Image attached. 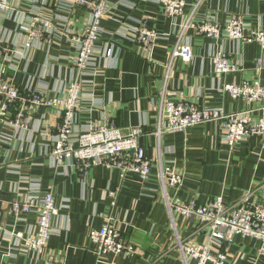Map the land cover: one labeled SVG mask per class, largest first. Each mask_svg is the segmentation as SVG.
Listing matches in <instances>:
<instances>
[{
	"label": "crops",
	"instance_id": "crops-1",
	"mask_svg": "<svg viewBox=\"0 0 264 264\" xmlns=\"http://www.w3.org/2000/svg\"><path fill=\"white\" fill-rule=\"evenodd\" d=\"M108 2L111 6L101 21L95 60L81 78L73 130L83 131L88 122L101 125L105 120L124 132L141 128L139 144L152 163L151 173L142 180L137 172L122 177L117 168L103 164L79 169L71 161L55 163L50 144L61 122L57 108L44 106L28 112L27 128L0 124V261L42 264L54 258L67 264H194L184 261L177 239L205 244L209 237L199 219L180 214L174 201L205 204L221 196L225 203H232L247 193L250 200H264V136H250L230 148L222 141L221 121L192 125L182 133L164 132L160 137L155 133L165 100L187 99L200 109L227 113L250 110L254 117L264 118V97L247 101L224 90L226 83L254 79L264 88V49L255 41L211 38L191 27L182 31L188 19L200 23L211 18L224 24L232 15L240 16L247 27L264 29V0H185L181 16L164 14L156 0ZM61 3L10 0L11 10L0 11L1 80L48 96L64 94L75 74L73 39L88 20L89 10ZM32 16L52 20L59 32H53L49 41L27 42ZM142 20L157 34L150 58L141 54L134 39ZM177 42L190 46L191 60L171 58ZM218 50L237 64L236 71H214L211 55ZM159 164L183 174L180 188L167 185L163 191ZM47 191L53 193L57 211L47 244L38 251L26 247L13 233L35 231L38 201ZM13 198L30 202L33 208L10 213ZM109 218L135 246L134 253H97L88 233ZM259 246V241L241 235L212 244L214 250L227 254V264H264Z\"/></svg>",
	"mask_w": 264,
	"mask_h": 264
},
{
	"label": "built area",
	"instance_id": "built-area-1",
	"mask_svg": "<svg viewBox=\"0 0 264 264\" xmlns=\"http://www.w3.org/2000/svg\"><path fill=\"white\" fill-rule=\"evenodd\" d=\"M59 1L65 7H82L89 10L88 20L81 26L74 37L75 56L73 58L74 77L68 82L62 96H48L37 91L22 90L19 86L0 79V124L14 127H28V112L39 107H52L60 110L61 122L52 135L50 156L55 163L71 161L76 168L87 169L95 164L115 167L123 177L127 172H137L142 180L151 173L152 163L145 156L139 144L141 128H131L124 132L110 121L101 125L88 122L85 130L74 131L76 114L82 94V76L95 60L97 43L101 32V21L110 10L108 0H50ZM163 13L169 16H181L185 9V0H156ZM11 10L10 0H0V11ZM188 19V18H187ZM191 27L197 34L211 38L228 37L232 40L257 42L264 49V29L247 27L238 15H232L224 24L205 18L200 23L189 19L182 25V31ZM59 32L52 20L38 16L29 19L27 42L34 38L51 40L53 32ZM181 31V32H182ZM246 32V33H245ZM156 31L142 20L134 30L135 42L143 56L150 58ZM179 57L183 62L192 58L191 48L187 44L177 42L171 52V58ZM213 69L216 73L234 72L237 64L229 59L224 51H216L211 55ZM262 59H257L259 68ZM164 76V88L169 74V65ZM224 90L233 98L247 101H258L264 97V88L258 79L242 80L240 83H226ZM163 92L162 96L163 97ZM163 101V99H162ZM221 121L222 141L230 148L253 135L264 136L263 116L254 117L250 110L224 112L217 108H198L187 99L165 100L162 102L157 116L155 133L160 137L164 132H185L192 125ZM183 174L172 166L159 164V181L166 193L167 185L180 188ZM264 185V184H263ZM251 193L240 200L225 203L221 196L198 204L195 200L174 201L177 211L188 218H198L209 237V243L194 244L177 239L176 245L185 262L193 260L194 264H227V254L223 250H214L212 244L221 245L231 242L235 235H241L260 242L259 252L264 255V200L253 201ZM114 204V202H112ZM171 205L172 203L168 202ZM33 208L30 202L13 198L9 204V212L20 214ZM57 207L55 197L47 191L40 197L37 205V221L35 231L24 235L14 232L13 236L23 239L26 247L42 250L50 236L52 216ZM90 240L96 245L100 256L134 253L135 246L130 243L109 218L99 229L90 230ZM0 264H10L0 261ZM42 264H67L56 259L46 260Z\"/></svg>",
	"mask_w": 264,
	"mask_h": 264
},
{
	"label": "water",
	"instance_id": "water-1",
	"mask_svg": "<svg viewBox=\"0 0 264 264\" xmlns=\"http://www.w3.org/2000/svg\"><path fill=\"white\" fill-rule=\"evenodd\" d=\"M110 256H113V254H111Z\"/></svg>",
	"mask_w": 264,
	"mask_h": 264
}]
</instances>
